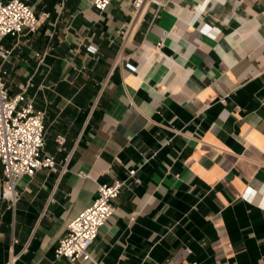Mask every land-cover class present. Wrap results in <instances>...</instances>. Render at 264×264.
<instances>
[{
    "label": "crops",
    "instance_id": "crops-1",
    "mask_svg": "<svg viewBox=\"0 0 264 264\" xmlns=\"http://www.w3.org/2000/svg\"><path fill=\"white\" fill-rule=\"evenodd\" d=\"M24 1L39 25L2 39L6 85L45 112L44 152L69 160L0 200V264H91L54 249L129 169L95 259L264 264V0Z\"/></svg>",
    "mask_w": 264,
    "mask_h": 264
},
{
    "label": "built area",
    "instance_id": "built-area-1",
    "mask_svg": "<svg viewBox=\"0 0 264 264\" xmlns=\"http://www.w3.org/2000/svg\"><path fill=\"white\" fill-rule=\"evenodd\" d=\"M64 1L61 0V5ZM110 1L91 0V3L98 11H104ZM144 1L130 0L134 10H138ZM151 1L162 4V0ZM38 25L37 14L24 0H0V200L10 205H15L20 198L18 184L21 179L32 177L39 169L65 171L69 160L67 157L59 164L53 155L44 152L45 112L34 107L33 100L26 97L24 90L10 94L6 85L7 70L3 64L11 49L1 43L2 39L5 36L17 37L24 28L35 31ZM119 58L129 65L128 59ZM225 99V96L221 97L220 101ZM56 140L62 145L65 136L57 135ZM135 172L136 169H129L124 179L97 183L93 202L68 222L66 233L58 239L54 249L56 258L105 264L92 256L89 247L97 237L99 228L113 214L114 200Z\"/></svg>",
    "mask_w": 264,
    "mask_h": 264
}]
</instances>
